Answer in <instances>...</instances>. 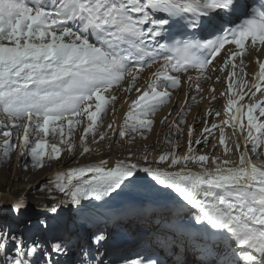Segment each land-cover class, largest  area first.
I'll return each mask as SVG.
<instances>
[{
  "label": "snow or ice",
  "instance_id": "6c2138e0",
  "mask_svg": "<svg viewBox=\"0 0 264 264\" xmlns=\"http://www.w3.org/2000/svg\"><path fill=\"white\" fill-rule=\"evenodd\" d=\"M249 8L247 0H51L50 4L36 0L33 6L26 0H0V109L7 116L0 124L3 155L10 158L9 148L18 141L21 154L30 155L32 167L42 168L45 155L59 156L60 148L52 144L46 152L47 140L37 139L33 144L30 137L55 133L56 127L50 125L60 122L64 143V123L71 132V126L81 122L77 118L85 115V133L95 130L104 140L107 133L99 132L97 121L108 103L104 93L113 103L117 100L110 91L114 87L137 93L128 105V119L133 123L129 126L126 120L118 136L125 137L126 131L143 136L141 130L153 126L149 117L171 99L168 89L181 85L180 76L172 73L196 70L197 76L189 75L187 80L202 94L200 77L210 80L216 68L227 65H232L235 76L234 62L239 58V65H244L246 42L257 51L264 46V5L255 18L244 19L235 29L225 27L249 16ZM76 22L74 31L70 25ZM163 40L170 43H161ZM226 45L235 48L225 50ZM149 50L155 54L147 64L133 55ZM201 50L209 54L201 58L197 55ZM217 57L220 61L213 65ZM157 63L160 66L152 73L155 79L142 90L138 87L141 71ZM259 69L257 79L264 82V63ZM161 77L165 83L158 91ZM125 82L126 88L122 87ZM228 88L232 89L231 83ZM254 88L259 91L260 84ZM234 103L230 98L229 111ZM93 105L95 110H90ZM253 108L260 105L248 107V127L264 136V123H254ZM260 114L264 116V108ZM169 116L164 123H172ZM180 123L183 121L172 123L174 131H180ZM240 130L243 132V125ZM192 132L190 128V137ZM220 132L224 143L223 127ZM204 133L211 135L212 129L206 126ZM252 135L249 130L248 138ZM258 143L257 137L253 152ZM192 151L189 146L188 152ZM83 152L89 148L85 146ZM194 159L205 162L208 156L160 155V162L169 161L166 167L148 164L147 153L142 158L144 166L131 161L110 166L102 160L98 166L72 171L66 183L56 186L79 212L107 203L113 194L120 196L130 186L143 188L144 203L162 210L155 234L152 230L147 233L148 253L114 256L108 247L109 236L102 229L74 252L69 240L50 234L49 224L22 220L26 206L15 204L13 220L0 217V264H264V170L250 166L246 155L240 157L243 167L226 172L219 167L195 175L186 172V166L178 172L170 170L181 161ZM77 177L81 179L73 183ZM169 206L178 210L192 206L193 212L200 211L187 225L173 224L163 213ZM165 224L172 226L161 231Z\"/></svg>",
  "mask_w": 264,
  "mask_h": 264
},
{
  "label": "bare ground",
  "instance_id": "6f19581e",
  "mask_svg": "<svg viewBox=\"0 0 264 264\" xmlns=\"http://www.w3.org/2000/svg\"><path fill=\"white\" fill-rule=\"evenodd\" d=\"M73 30L75 31L74 28ZM154 54V52L149 50L147 54H138L136 59H141L142 57L143 62L147 64L151 62V57ZM221 56H223V54ZM218 61H220V57L213 65H216ZM162 62L163 61H160V63ZM234 63L237 65L235 76L232 75V65H227L224 66L222 70L220 67L216 68V70L211 73L212 78L210 80H204L200 77V87L204 89L202 94H199L196 91L194 85L190 86L187 80L189 75L194 77L197 76L196 70L190 69L187 73H172L180 76L181 85L175 90L168 89L172 92L171 99L164 105H161L157 111L149 117L153 121V126L150 130L142 129L141 131L144 133L143 136L139 133H131L130 131H126V135L123 138L118 136V133L123 128L126 120L128 121L129 126L133 123L132 120L128 119V112L130 110L128 105L137 93L135 90L131 93H126L121 91L120 87H114L110 91L117 96V100L113 103L109 94L104 93L108 103L105 112L101 114V120L97 121V124L101 125L99 127V132L107 133L104 140H100L99 135L95 130L92 133H85L84 129L87 127L88 123L86 115L82 118H77L80 119L81 122L79 124H73L71 126V132H69L70 126L67 122L64 123V143L61 142L60 122H57V125L55 126L50 125V128L56 127L55 133L50 131L47 136L41 134V137H30V142L33 144L37 139L47 140L48 148L46 149V152L51 151L52 144H56L60 148L59 156L54 154L52 158H49L45 155L47 163L44 164L45 168L39 172V175L43 177L45 174L50 173L51 176L59 170H66L70 167L74 168L77 165H83L82 168L87 165L98 166L102 160L107 161L110 166H115L119 161L139 162L141 166H144L142 158L145 153L148 154V164H152L153 166L159 164L160 166L165 167L169 161L160 162V155L171 156L172 153H175L178 157L183 155H192L195 157H198L199 155L208 156V160L205 162H200L198 159L181 161V163L170 169L174 172L180 171V169L185 166L186 172L188 173L192 170L199 172L205 169L209 172H215L218 167L222 170L228 167L236 168L237 166H240L241 168L243 167V165L240 164V157L242 155H246L247 159L252 162L251 165H255L258 169L264 170V136H261V134L253 127L251 128L253 134L252 138H248L247 120L248 107L254 104H259L260 108H253L252 114L254 117V123H264V116L260 114V109L264 108V82L257 79L260 71L259 64L264 63V46H259V51L252 49L249 46V52L245 53L244 65H239V58ZM159 66L160 64L157 63L153 64L151 68L144 67L140 73L138 87L142 90H146L149 84L155 79L152 76V73H154ZM217 77L219 79H217ZM164 83L163 77H161L160 85L157 88L158 91L163 90ZM230 83L232 84L231 90L228 88ZM256 84H260L259 91L254 88V85ZM127 86L126 82L122 85L124 88ZM241 96H243V99H241ZM213 97H215V99H213ZM249 97H251V99ZM230 98L233 99L235 103L229 111L228 101ZM126 101L128 103H125ZM90 110H95L94 105ZM216 112H219L218 116L215 115ZM241 112H243V115H241ZM209 113L212 114L210 115ZM169 114L171 115L169 116ZM165 116H169V120L172 123L180 120L184 121L186 118H189L190 122L185 130L186 139L184 145L178 140L181 131L184 133L181 123L179 125L180 131H174L172 123H164ZM200 118L203 120L202 126L198 130H194L190 137L189 129L191 128L193 130L190 123L197 124L198 121L202 122ZM6 121L7 116L3 110L0 109V124H4ZM224 121H228V123L224 124ZM109 124L113 125L112 129H109ZM167 125L168 127L166 128ZM212 125H217V127L213 129ZM241 125L244 126L243 132L240 130ZM206 126L209 129H212L211 135L204 133V128ZM220 127H223L224 143L220 142ZM195 132H197L196 136ZM93 137H95V140ZM257 137L259 138V143L256 150L259 151L254 153L252 147L255 138ZM190 139L192 141L191 145H189ZM170 140L172 141L171 147L169 146ZM196 140H201L203 143L197 145L195 143ZM232 141H234V143ZM18 144L19 142L17 141V145ZM126 144L130 145L127 147ZM193 144H196V146H204V148L197 150L193 147ZM237 145H239V147H237ZM85 146L89 148V152L87 153L83 152ZM189 146L193 149L191 153L188 152ZM4 148L5 145L3 144V138L0 137V156L2 155L0 158V164L7 161V157L3 155ZM167 148H170V150L165 151ZM179 149H182V151L179 152ZM246 149L249 152L247 154L245 153ZM16 150L18 154H21L18 146ZM199 150L200 152L198 153ZM251 152L254 155L253 157L250 154ZM24 156L28 157L29 155ZM79 156L81 157L79 158ZM224 161H228V163L225 164ZM214 165H217V168H215ZM211 168L215 169L211 170ZM28 172L31 173L32 169H27L26 173ZM224 172H226V170ZM13 175V179L16 181L21 177L25 179L27 176L23 177L18 172H14ZM35 176L36 175H34V177ZM12 184L11 181H7V178L4 175L0 176V192H4L5 194L0 195L2 196L0 198V214L6 213L13 217L14 213L12 206L15 204L26 206V208L23 209L24 216L30 214L32 211L28 210L27 205L17 202L14 195L24 193L28 196V199H32L33 197H37L39 194L43 195L44 193L39 192L38 194L33 191L34 189L27 190L22 188L21 184ZM11 187H14V191H11ZM45 196V202L49 201L50 199L47 198V194H45ZM68 199V197H63L62 195L59 197V202L67 200L66 203L69 206ZM113 199L114 198H109L107 203L100 204L99 206L93 205L85 212L76 211V205H70L72 206L70 208H67L68 206L65 207L60 205L61 207L59 208V204H57L58 206L55 207L57 212H54V210H44L32 213L39 217V222L49 224L50 234L62 236L69 240L74 248L73 250L76 252L78 251L79 244L88 241L87 235L94 232H92V229L95 231L98 229L105 231L107 229H116L119 227L125 228V226L129 224V233H126L127 231L124 232V236L122 237L127 243L120 249H112L114 256H135L138 252L148 253L150 245L146 243L149 239L147 233L152 230L153 234H155L154 230L156 225L161 223L158 217L162 210L153 205L145 204V200L131 202L130 199ZM112 201H117V203L115 202L113 205L123 204L127 206L123 211L113 210L108 207V205H110L109 203ZM42 205L41 207L44 208L45 204ZM36 208L38 207L36 206ZM199 211V209H195L193 212L192 206H188L187 210H178L175 206H169L167 209L163 210V213L166 217L171 218L173 224H185L190 221V217L198 214ZM171 226V224L162 225L161 231H164ZM222 254L223 253H221V255ZM229 257H231V253L229 254Z\"/></svg>",
  "mask_w": 264,
  "mask_h": 264
},
{
  "label": "rangeland",
  "instance_id": "374dc122",
  "mask_svg": "<svg viewBox=\"0 0 264 264\" xmlns=\"http://www.w3.org/2000/svg\"><path fill=\"white\" fill-rule=\"evenodd\" d=\"M201 119V118H200ZM202 120V119H201ZM198 121V120H197ZM190 120L189 118H186L183 123H181L182 128L184 129V133L181 131V134L178 137V140H180L183 145L185 144V139H186V135H185V130L187 128V125L189 124ZM203 124V120L202 122L198 121L197 124L194 123H190V125L193 127V132L194 130H198ZM168 127V125L166 126V128ZM197 132H195V136H196ZM134 139V138H133ZM118 141V140H117ZM234 143V141H232ZM211 143V142H210ZM209 143V145H210ZM127 147L130 144H126ZM193 147L198 149H203L204 146H196V144H193ZM17 141H14L13 146L10 148L9 152H10V158H6L7 161L3 162L2 164H0V176L4 175L7 178V181H11L13 184H21L22 188H25L27 190L30 189H34L33 191L35 193H44L39 194L37 197H33L32 199H28V196H26L24 193L22 194H15L14 196L16 197V201L19 203H24L27 205V208L29 211H32L33 213L39 212V211H52L54 210V212H57V209L55 208L56 206H58L57 204H59V208L61 207L60 205L63 206H68V204L66 203L67 200H62L59 202V197L63 195V197L65 196L63 193H60L57 190V184H63L67 182V179L70 177V174L72 171L74 170H78L80 168L83 167V165H77L74 168H69L66 170H59L57 172H55L53 175L50 176V173L45 174L43 177H41L39 175V172L45 168H34L32 167V161H31V157L30 155L27 157H25L24 155L18 154V152H16L17 150ZM257 149V148H256ZM170 150V148H167L165 151ZM179 152L182 151V149L178 150ZM259 150H256V152H258ZM200 152V150L198 151V153ZM254 152V153H256ZM2 157V155L0 156V158ZM81 156H79L80 158ZM24 159V160H23ZM45 159V164L47 163L46 157ZM26 164V165H25ZM88 167L90 166H96V165H87ZM87 166H84L87 167ZM50 167V166H49ZM2 168V169H1ZM48 168V166H47ZM32 169V172H28L26 173V170ZM6 170V172H5ZM4 171V172H3ZM14 172H18L21 176H26V178H19L17 181L14 180ZM143 174V173H141ZM34 175H36L34 177ZM80 177H77L75 179H73V183L77 181V179ZM16 181V182H15ZM11 191H14V187H11ZM3 195V193L0 192V195ZM45 194H47V198L50 199L49 201L45 202ZM5 195V194H4ZM49 196V197H48ZM2 196H0L1 198ZM67 197V196H66ZM113 198L116 200H121V199H130L131 202L137 201V200H145V190L141 187H133L130 186L128 189L125 190L124 193H122L120 196H116L115 194H113ZM34 199V200H33ZM47 199V200H48ZM112 199V198H111ZM113 199V200H114ZM31 200V201H30ZM117 203V201H115ZM115 202H110L108 205V207L110 208L111 206H115L113 204H115ZM62 203V204H60ZM42 204H45L44 208L41 207ZM65 204V205H64ZM36 206L38 208H36ZM43 206V205H42ZM72 206H68L67 208H70ZM42 209V210H41ZM67 211V210H66ZM32 212H30V214H26L25 216H23L21 219L22 220H27L29 224L35 225L37 222H39V217L35 216ZM0 217H2L3 219L6 220H13L15 217L13 215L9 216L6 213L4 214H0ZM129 224H127L125 226V228H113V229H107L104 232L108 234V236H117V235H122L124 232L129 233ZM133 230V229H132ZM33 231H37V229L33 228ZM95 231L94 229H92V232ZM132 233H134L133 231H131ZM140 232V231H139ZM138 232V233H139ZM137 233V234H138ZM136 234V233H134ZM92 234L87 235L88 239ZM37 239H40V236L38 235L36 237ZM74 249V248H73ZM74 251V250H73ZM76 252V251H74Z\"/></svg>",
  "mask_w": 264,
  "mask_h": 264
},
{
  "label": "water",
  "instance_id": "95a60500",
  "mask_svg": "<svg viewBox=\"0 0 264 264\" xmlns=\"http://www.w3.org/2000/svg\"><path fill=\"white\" fill-rule=\"evenodd\" d=\"M117 207H119V206H117Z\"/></svg>",
  "mask_w": 264,
  "mask_h": 264
}]
</instances>
